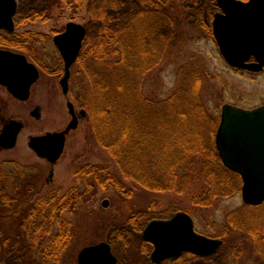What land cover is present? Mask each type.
Masks as SVG:
<instances>
[{
  "label": "trees",
  "instance_id": "16d2710c",
  "mask_svg": "<svg viewBox=\"0 0 264 264\" xmlns=\"http://www.w3.org/2000/svg\"><path fill=\"white\" fill-rule=\"evenodd\" d=\"M59 1L76 3L81 9L89 3V32L73 67L72 78L81 87L84 86L81 77L87 80L88 89H82L79 104L88 112L87 119L97 142L110 154L124 180L151 193L182 196L194 193L193 204L201 208L209 207L213 199L232 196L240 176L224 167L216 147V131L212 132L210 142L201 137L202 125L208 122L203 117L206 113L195 86L197 78L193 81V75H186L179 91L163 100L144 91L146 82L171 51L174 37L157 41L156 36L162 29L175 30L172 13L177 7L169 11L166 8L176 0ZM208 7L203 11L209 12ZM180 10L183 22L184 18L188 19L184 14L193 15L198 20L195 26L214 38L212 15L203 21L201 10ZM24 13L19 0L16 29L22 22L40 18L46 12L38 13L34 8V15ZM193 27L184 23V28L195 30ZM3 34L11 40L3 41L4 46L22 51L43 65L32 49L29 50V44L40 42V38L33 34ZM17 40L20 44L11 46ZM75 175L78 188L70 189L63 196L59 189L48 191L24 212L22 228L26 246L21 264H65L69 251L85 245L89 237L84 230L86 225L79 231L68 216L78 215L83 205L94 202L99 190L113 189L118 196H134L124 181L107 167L86 165L78 167ZM29 183L24 170L10 171L5 165L0 166V200L6 201L9 192L18 195ZM245 209L261 213L264 204L246 205ZM261 214L259 217L264 218V213ZM143 221L142 217L138 219ZM263 224L251 219L247 229L260 234ZM141 243L150 250L149 243ZM203 260V264H211L212 258ZM184 264L188 263L184 261Z\"/></svg>",
  "mask_w": 264,
  "mask_h": 264
},
{
  "label": "rangeland",
  "instance_id": "374dc122",
  "mask_svg": "<svg viewBox=\"0 0 264 264\" xmlns=\"http://www.w3.org/2000/svg\"><path fill=\"white\" fill-rule=\"evenodd\" d=\"M87 4L81 9L76 3L66 4L59 0H20V10L23 13L34 15L35 13H32L34 8L38 13L46 12L40 18L22 22L15 32L16 35L33 34L41 39L34 45L29 41V50L31 48L30 51L43 64L41 78L33 87L32 96L27 104L10 102L6 97L7 92L0 88V97L8 102V107L2 111V115L7 117L18 115L24 125L17 146L0 154V166L5 165L10 171L22 169L28 176L33 175L31 182L34 187L28 191L30 198L35 199L57 189L61 191L60 196H63L70 189L78 188L79 181L75 170L86 165L109 168L110 172L124 181L134 193L133 198H126L116 195L113 189L99 190L94 202L83 205L78 215L68 216L79 231L86 225L84 230L89 237L85 245L69 251L65 264H78L79 253L84 248L105 241L110 244L118 264H144L142 255L144 248L138 230H143L145 224L151 220L168 219L177 212L189 214L200 234L225 242L223 250L212 257L211 264H264V224L260 234L247 229L251 219L264 223L261 220L264 218L259 217L264 212L245 209L241 178L239 182L237 181L238 185L232 196L223 200L213 199L206 208L193 204L194 193L182 196L169 192L145 191L138 184L124 180L122 172L110 154L97 142L89 119H83L78 129L69 134L65 152L55 165L40 159L29 148V137L62 132L67 128L72 120L68 102L73 103L78 110H83L78 97L82 89H88L87 80L81 77L80 81L84 82V86L81 87L71 78L69 94L63 93L60 81L65 74L64 64L53 39L63 33L70 22L87 28L89 22ZM174 7H177L172 13L175 16L176 31L166 28L158 31L156 36L157 41L163 39L162 37H174L171 38L173 41L171 51L146 82L144 91L157 100H163L179 91L186 75H193V81L197 78L195 86L198 88L206 113L203 117L208 122L202 125L201 137L210 142L213 133L216 131V134L218 131L224 106L232 105L247 110L264 106V71L254 73L233 69L222 56L216 40L211 39L201 27L195 26L197 20L193 15L184 14L188 19L184 18L183 22L180 8L188 12L201 9L204 21L219 11L217 0H176L166 9L169 11ZM206 7L209 12L203 11ZM184 23L194 26L195 30L184 28ZM4 35L0 32V39L3 38L2 41L9 43L10 37ZM19 44L20 40H17L11 46L17 47ZM9 50L23 54L14 48ZM30 59L32 60L31 57ZM74 71L75 69H72V73ZM38 105L42 110L39 120L31 113ZM106 200L109 202L107 208L103 205ZM31 205L20 204V201L16 203L10 198L6 201L0 200V264L22 263L26 246L22 220L24 212ZM133 217L137 218L131 220ZM140 217L144 219L143 223L138 222ZM203 259L209 258H199L193 254L184 255V261L188 264H203L205 262Z\"/></svg>",
  "mask_w": 264,
  "mask_h": 264
},
{
  "label": "water",
  "instance_id": "95a60500",
  "mask_svg": "<svg viewBox=\"0 0 264 264\" xmlns=\"http://www.w3.org/2000/svg\"><path fill=\"white\" fill-rule=\"evenodd\" d=\"M221 12L215 15L213 32L225 61L234 69L264 71V0H217ZM18 0H0V31L14 33ZM88 35L85 26L70 22L53 42L64 64L60 81L69 94L71 70L77 62ZM40 78L35 64L27 57L9 50H0V84L17 99L27 101L32 86ZM72 117L62 132L34 136L29 147L49 164L55 165L65 152L67 137L78 129L80 117L73 103L68 102ZM84 115V112L80 113ZM19 126H12L6 137L8 148L16 145ZM216 145L224 166L241 176L242 196L246 205L264 204V106L245 110L226 105L222 111ZM104 207L109 202L103 203ZM143 239L151 243L153 264L177 260L185 254L208 258L223 246V241L199 234L193 218L183 212L169 220H153L145 228ZM78 264H118L108 242L84 248Z\"/></svg>",
  "mask_w": 264,
  "mask_h": 264
},
{
  "label": "flooded vegetation",
  "instance_id": "af4514ba",
  "mask_svg": "<svg viewBox=\"0 0 264 264\" xmlns=\"http://www.w3.org/2000/svg\"><path fill=\"white\" fill-rule=\"evenodd\" d=\"M219 9V11H216L214 14H213V17H212V21H211V25H212V30H213V21H214V17H215V15L216 14H218V13H220L221 12V10H220V8H218ZM201 10V9H200ZM197 20V19H196ZM198 21V20H197ZM1 33H3V32H1ZM4 37V36H3ZM3 39V38H2ZM2 39H0V50H9V48L8 47H6V46H4L3 44V41H2ZM214 39V38H213ZM9 51H12V50H9ZM18 54H20V53H18ZM21 55H24V56H26L27 57V60H28V62L29 63H32V64H35L36 65V67L38 68V70H39V72H40V78H41V70L43 69L42 68V65L41 64H39V63H37V62H35V60H31L30 59V57L29 56H27V55H25V54H21ZM40 78L38 79V81L32 86V88H31V91H30V98H31V96H32V89H33V87L39 82V80H40ZM0 88L1 89H4L6 92H7V95H6V97H8L9 98V100H10V102H12V103H17V104H27V102L30 100V98L27 100V101H21V100H19V99H17L12 93H10L9 91H8V88L7 87H5V86H3V85H1L0 84ZM8 107V102H6V100L3 98V97H0V154L2 153V152H4V151H7V150H12V149H14L16 146H17V143H18V138H19V136H20V134L22 133V131H23V129H24V125H23V123L20 121V117L18 116V115H12V116H3L2 115V111L4 110V109H6ZM76 109V112H77V114L79 115V117H80V122L84 119H87V117H88V113L85 111V110H81V109H77V108H75ZM82 112H84V115H81L80 113H82ZM32 115H33V117L35 118V119H40L41 118V116H42V110H41V106H36V108L35 109H33L32 110ZM72 119V118H71ZM12 126H19V132H18V137H17V142H16V145L13 147V148H8V146H7V142H6V137H7V135H8V132L10 131V129L12 128ZM37 136V135H36ZM31 137H34V136H31ZM31 137H29V140H30V138ZM28 144H29V141H28ZM29 146V145H28ZM34 152V151H33ZM35 153V152H34ZM8 164H10V165H12L11 163H8ZM13 164H15V163H13ZM28 178H29V180H30V183L29 184H27L26 186H23V192H21V193H19L18 195H13V193L12 192H9V193H7V196H9V198H10V200L11 201H14V202H18V201H20V204H25V205H28V203H31V204H33L34 203V201H35V199L37 198H30L29 197V195H28V191H29V188H31V187H34V184H32V182L31 181H33V175H29L28 176ZM34 189V188H33ZM33 189H32V191L31 192H33ZM30 194H32V193H30ZM43 195V194H42ZM40 196V195H39ZM38 196V197H39ZM29 199V200H28ZM145 226H146V224H145ZM145 226H144V228H145ZM143 228V229H144ZM140 237H141V239H142V241H144V239H143V234L142 233H140ZM145 242V241H144ZM150 246H151V248H150V250H147L146 248H144L143 250V253H142V255H144L143 256V258H144V260L143 261H145L144 262V264H153L152 263V261H151V257H152V254H153V250H154V248H153V246L151 245V244H149ZM143 247V246H142ZM147 251V252H146ZM144 252H146V253H144ZM148 254V255H147ZM178 261H180V262H178ZM166 263H168V264H184V256L182 257V258H180L179 260H177V261H173V262H169V261H166V262H164L163 264H166ZM141 264V263H140Z\"/></svg>",
  "mask_w": 264,
  "mask_h": 264
}]
</instances>
